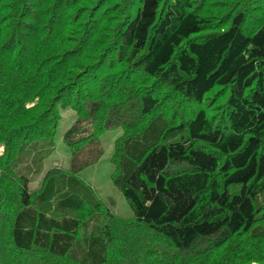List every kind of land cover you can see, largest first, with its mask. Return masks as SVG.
Here are the masks:
<instances>
[{
  "label": "trees",
  "instance_id": "obj_1",
  "mask_svg": "<svg viewBox=\"0 0 264 264\" xmlns=\"http://www.w3.org/2000/svg\"><path fill=\"white\" fill-rule=\"evenodd\" d=\"M0 146V264H264V0H0Z\"/></svg>",
  "mask_w": 264,
  "mask_h": 264
},
{
  "label": "rangeland",
  "instance_id": "obj_2",
  "mask_svg": "<svg viewBox=\"0 0 264 264\" xmlns=\"http://www.w3.org/2000/svg\"><path fill=\"white\" fill-rule=\"evenodd\" d=\"M206 13L209 12L207 6ZM19 105H14L17 110ZM196 109V108H193ZM76 118V113L71 108L63 109L61 119L56 129L54 138V149L44 158L42 170L35 176L33 181L29 182V188L33 189L40 185L45 172L54 166L69 170L70 168V147L63 140V133L70 127ZM123 132L121 127L107 129L98 133V138L103 147V152L99 158L78 171L80 177L91 186L97 196L107 204H111L112 209L119 216L129 218L132 216V210L123 197L121 192L113 185L111 173L114 170V164L111 157L114 151V141ZM3 147L0 146V151Z\"/></svg>",
  "mask_w": 264,
  "mask_h": 264
}]
</instances>
